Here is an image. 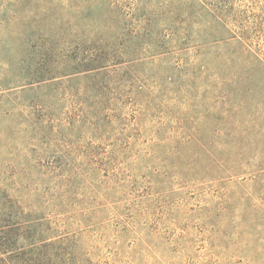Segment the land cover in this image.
<instances>
[{
  "label": "rangeland",
  "instance_id": "rangeland-1",
  "mask_svg": "<svg viewBox=\"0 0 264 264\" xmlns=\"http://www.w3.org/2000/svg\"><path fill=\"white\" fill-rule=\"evenodd\" d=\"M3 240L264 264V0H0Z\"/></svg>",
  "mask_w": 264,
  "mask_h": 264
},
{
  "label": "trees",
  "instance_id": "trees-1",
  "mask_svg": "<svg viewBox=\"0 0 264 264\" xmlns=\"http://www.w3.org/2000/svg\"><path fill=\"white\" fill-rule=\"evenodd\" d=\"M49 246H52V244L47 245H41V246H35L33 247V254L29 255L28 252L22 253V252H15L6 258L0 257V264H68V261H66L64 258L58 259L55 261L54 257H59V255L52 254L49 257H46V255L42 252V250ZM9 246L6 241H2L0 244V253H8Z\"/></svg>",
  "mask_w": 264,
  "mask_h": 264
}]
</instances>
